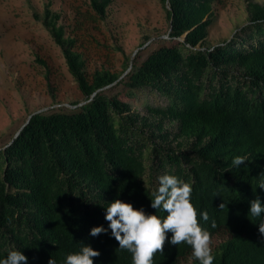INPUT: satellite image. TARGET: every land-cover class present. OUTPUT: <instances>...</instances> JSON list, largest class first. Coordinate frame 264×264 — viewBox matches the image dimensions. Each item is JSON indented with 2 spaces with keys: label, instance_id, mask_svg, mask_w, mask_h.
<instances>
[{
  "label": "trees",
  "instance_id": "obj_1",
  "mask_svg": "<svg viewBox=\"0 0 264 264\" xmlns=\"http://www.w3.org/2000/svg\"><path fill=\"white\" fill-rule=\"evenodd\" d=\"M87 1L100 18L113 2ZM168 1L163 45L125 75L129 64L122 74L101 70L89 79L61 15L46 6L38 17L84 101L71 112L33 115L0 148V260L17 250L28 264H65L85 244L101 253L94 264H132L111 235L106 208L119 198L166 218L151 200L167 174L191 184L200 225L212 237L229 234L213 249V264H264V213H249L250 201L264 203V3H249L248 24L207 47L218 0ZM141 93L166 104L139 111L133 102ZM237 156L246 163L234 166ZM99 226L107 233L92 237ZM171 236L154 264H180L192 253L186 243L171 245Z\"/></svg>",
  "mask_w": 264,
  "mask_h": 264
},
{
  "label": "rangeland",
  "instance_id": "obj_2",
  "mask_svg": "<svg viewBox=\"0 0 264 264\" xmlns=\"http://www.w3.org/2000/svg\"><path fill=\"white\" fill-rule=\"evenodd\" d=\"M252 2L264 0H218L205 46L229 41L246 26ZM46 6L61 15L60 24L76 41L89 79L101 70L122 74L131 58L140 65L163 45L169 30L168 8L160 0H113L105 18L87 0H0V148L10 143L31 114L71 112L84 101L60 48L38 19ZM120 89L111 87L107 93ZM147 103L166 104L156 94L141 93L133 107L145 111ZM228 237L227 232L214 235L212 249ZM191 254L180 264H189Z\"/></svg>",
  "mask_w": 264,
  "mask_h": 264
},
{
  "label": "clouds",
  "instance_id": "obj_3",
  "mask_svg": "<svg viewBox=\"0 0 264 264\" xmlns=\"http://www.w3.org/2000/svg\"><path fill=\"white\" fill-rule=\"evenodd\" d=\"M234 166L246 163V158L237 156L232 161ZM260 189H264L261 183ZM192 186L175 175H162L159 177V187L151 200L153 209H163L167 215L161 219L156 214H146L143 208L136 209L131 203L123 202L117 198L106 208L105 220L109 222L112 237L132 254V264H154L156 253L163 254L164 245L171 232V245L177 246L186 243L192 249L189 264L195 259L199 264H213L211 233L200 225L197 207L191 202ZM221 203L219 208H224ZM249 213L253 217H260L264 213V203L259 197L250 201ZM204 221L209 216L202 213ZM213 227L215 224L213 223ZM259 233L264 236V222L258 226ZM103 226L93 227L90 231L92 237L106 234ZM83 244V243H82ZM101 255L89 245L83 244L81 250L67 255L65 264H94V259ZM0 264H28V257L22 251H9ZM48 264H56L52 258Z\"/></svg>",
  "mask_w": 264,
  "mask_h": 264
},
{
  "label": "water",
  "instance_id": "obj_4",
  "mask_svg": "<svg viewBox=\"0 0 264 264\" xmlns=\"http://www.w3.org/2000/svg\"><path fill=\"white\" fill-rule=\"evenodd\" d=\"M166 6H167L168 9H170V5H169V1H168V0H167V2H166ZM180 40L182 41L183 38H181ZM133 62H134V61H133V59L131 58V60H130V62H129L128 70L124 73V75L127 74L128 72H130V70H131L132 67H133ZM106 88H108V87H106ZM98 91H99V90H98ZM98 91H96L95 94H96ZM95 94H94V95H95ZM81 104H83V103H81ZM71 107H73V106H71ZM38 113H41V112L39 111V112L33 113V114H31V115L29 116V118H28V120L26 121V123L21 127V129L18 131V133L15 135V137H14L13 139H15V138L20 134L21 130H22V129L24 128V126L30 121V119L32 118V116L35 115V114H38Z\"/></svg>",
  "mask_w": 264,
  "mask_h": 264
}]
</instances>
